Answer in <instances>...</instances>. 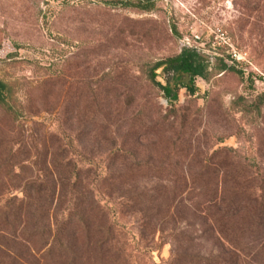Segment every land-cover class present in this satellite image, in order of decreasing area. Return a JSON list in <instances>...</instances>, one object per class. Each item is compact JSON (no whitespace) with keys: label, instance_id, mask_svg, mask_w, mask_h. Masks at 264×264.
Here are the masks:
<instances>
[{"label":"rangeland","instance_id":"374dc122","mask_svg":"<svg viewBox=\"0 0 264 264\" xmlns=\"http://www.w3.org/2000/svg\"><path fill=\"white\" fill-rule=\"evenodd\" d=\"M120 1L147 0H0V79L19 114L0 118V194H19L29 178L50 171L55 153L61 160L92 156L100 165L121 146L108 131L126 116L160 119L151 134L130 136L129 160L113 157L98 169L126 171L134 162L161 169L135 171L121 187H108L121 247L116 264L213 257L227 264L234 249L198 209L217 190L240 187L227 182L236 172L224 163L230 149L234 162L264 176V0H150V12L107 4ZM185 49L210 64L209 75L196 79L193 96L181 90L173 108L148 86L146 71ZM223 63L242 75L221 73ZM2 249L37 264L0 235L4 257Z\"/></svg>","mask_w":264,"mask_h":264},{"label":"trees","instance_id":"16d2710c","mask_svg":"<svg viewBox=\"0 0 264 264\" xmlns=\"http://www.w3.org/2000/svg\"><path fill=\"white\" fill-rule=\"evenodd\" d=\"M107 4L134 7L142 12L155 9L150 0L139 4L129 1ZM209 68L210 64L195 49H185L149 66L145 81L154 91L162 93L174 108L180 91L185 90L187 96H193L196 79L208 78ZM233 71L242 75L228 64H222L221 73ZM13 101L10 86L0 79V118L17 119L19 114ZM101 118L104 123L109 122L107 115ZM118 123L121 126L108 132L112 139H116L115 136L121 139V146L117 152L110 151L103 161L118 157L121 164L125 163L132 155L126 143L131 135L138 138L162 127L160 119L156 122L139 118L133 121L130 116ZM229 151L234 156L227 155V162L224 163L227 170L235 168L236 172L233 176L227 173V182L233 181L240 187L229 194L220 195L217 190L210 198H204L202 205L205 206L198 210L206 215V220L217 226L222 239L234 249L227 264H264V176H259L257 171L253 173L252 166L249 168L242 161L234 162L236 151ZM55 154L58 156L53 157L50 171L29 178L19 189V194H0L1 237L23 246L37 264H87L89 256L94 258L93 264H116L120 260L121 247L114 242L117 214L111 212L106 201L108 187L111 183L121 187L135 171L157 168L134 162V165L126 166V171L106 169L100 172L102 158L99 165V161L92 156L82 160L74 157L61 160V154ZM33 166L34 163L31 168ZM93 170L94 177L89 175ZM59 204L60 209H56ZM254 228L260 232L258 237L251 234ZM96 235L102 236V239H95ZM2 252L5 256H0V264H31L9 250L2 249ZM201 262L223 264L224 261L221 257H213Z\"/></svg>","mask_w":264,"mask_h":264}]
</instances>
